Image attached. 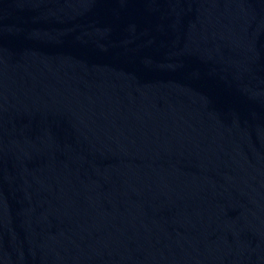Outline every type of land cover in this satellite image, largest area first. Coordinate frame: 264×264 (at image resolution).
Segmentation results:
<instances>
[{"label": "water", "instance_id": "95a60500", "mask_svg": "<svg viewBox=\"0 0 264 264\" xmlns=\"http://www.w3.org/2000/svg\"><path fill=\"white\" fill-rule=\"evenodd\" d=\"M0 264H264V174L0 94Z\"/></svg>", "mask_w": 264, "mask_h": 264}]
</instances>
